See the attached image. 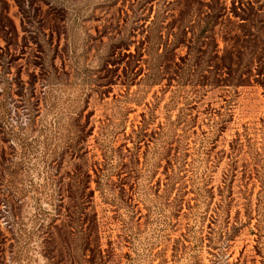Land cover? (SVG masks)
Masks as SVG:
<instances>
[{"label":"rangeland","instance_id":"1","mask_svg":"<svg viewBox=\"0 0 264 264\" xmlns=\"http://www.w3.org/2000/svg\"><path fill=\"white\" fill-rule=\"evenodd\" d=\"M156 2L0 0V264H61L49 240L88 164L111 264H264V87L205 88L183 106L174 82H124L120 58ZM169 142L191 206L176 216Z\"/></svg>","mask_w":264,"mask_h":264},{"label":"trees","instance_id":"2","mask_svg":"<svg viewBox=\"0 0 264 264\" xmlns=\"http://www.w3.org/2000/svg\"><path fill=\"white\" fill-rule=\"evenodd\" d=\"M259 2L157 0L154 16L142 25L135 52H124L120 58L124 82L129 79V74L133 80L143 72L150 85L166 81V88H170L174 82L170 100L181 96L185 100L183 106L189 105L191 97L195 99L202 95L205 88H237L254 82L264 87V4ZM0 18L11 24V19L2 11ZM180 49H185L184 54L178 53ZM173 143L169 142L167 146L164 171L168 198L175 191L168 203L176 216L184 203L188 208L191 206L185 199L186 186L180 183L176 187L175 175L184 169V163L179 160ZM131 158L129 163L133 161ZM128 162L123 167L131 168ZM89 170L96 172L88 164L82 174L68 176L69 204L49 240L61 264H111L113 260L112 253L100 243ZM127 172L129 178L133 169ZM95 178L98 188L100 177L95 174ZM222 198L213 212L216 218L227 216L222 208Z\"/></svg>","mask_w":264,"mask_h":264}]
</instances>
